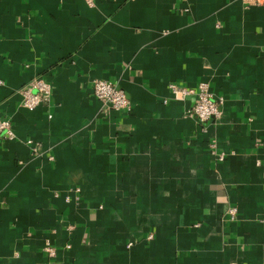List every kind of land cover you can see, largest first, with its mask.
<instances>
[{"label":"crops","instance_id":"obj_1","mask_svg":"<svg viewBox=\"0 0 264 264\" xmlns=\"http://www.w3.org/2000/svg\"><path fill=\"white\" fill-rule=\"evenodd\" d=\"M0 117V264H264V0H0Z\"/></svg>","mask_w":264,"mask_h":264},{"label":"built area","instance_id":"obj_2","mask_svg":"<svg viewBox=\"0 0 264 264\" xmlns=\"http://www.w3.org/2000/svg\"><path fill=\"white\" fill-rule=\"evenodd\" d=\"M89 5H93L94 0H85ZM186 1V0H185ZM256 3H261V0H256ZM51 85L44 80L37 79L30 82L21 91L23 107L34 110L41 104L47 103L51 95ZM93 93L95 97L103 104L104 107L118 112H131L132 103L126 96L125 92L118 89L113 83L96 79L93 82ZM172 93L175 96H189L194 93L193 90L187 88L179 89L177 86L172 87ZM198 102L194 108V115L200 122L209 120H219L222 117L221 102L217 103L207 84H201L197 91ZM16 134L13 130V125L9 119L0 117V143L5 140H15ZM36 152V149L33 148ZM219 159H224V156H219ZM79 190H77V193ZM236 209H230L232 218L236 215ZM70 248V246H67ZM48 258L57 257V248L47 244L44 248Z\"/></svg>","mask_w":264,"mask_h":264}]
</instances>
